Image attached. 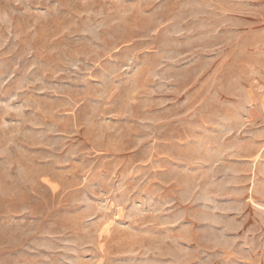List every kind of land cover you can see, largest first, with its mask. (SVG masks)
I'll return each instance as SVG.
<instances>
[{
  "label": "rangeland",
  "instance_id": "rangeland-1",
  "mask_svg": "<svg viewBox=\"0 0 264 264\" xmlns=\"http://www.w3.org/2000/svg\"><path fill=\"white\" fill-rule=\"evenodd\" d=\"M0 264H264V0H0Z\"/></svg>",
  "mask_w": 264,
  "mask_h": 264
}]
</instances>
